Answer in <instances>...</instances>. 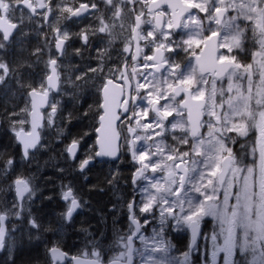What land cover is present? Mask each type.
Segmentation results:
<instances>
[{
  "label": "snow or ice",
  "instance_id": "obj_1",
  "mask_svg": "<svg viewBox=\"0 0 264 264\" xmlns=\"http://www.w3.org/2000/svg\"><path fill=\"white\" fill-rule=\"evenodd\" d=\"M70 19L95 23L78 32L59 26ZM33 36L42 38L35 46ZM119 37L123 47L113 51ZM92 38L103 47L94 48ZM73 56L84 63L74 65ZM141 60L154 71L139 72ZM88 86L102 94L96 112L93 104L79 107ZM64 96L69 99L61 103ZM46 107L50 111H42ZM97 117L95 150L85 144L89 133L73 135L72 127ZM0 122L19 145L18 152L15 145L12 152L0 151V192L14 193L11 201L0 197V251L9 253L10 264L17 221L29 240L54 234L44 245L46 264H191L205 217L215 221L212 264L220 252L223 264H264V0H0ZM28 123L30 131L23 128ZM43 127L54 129L58 142L69 141L61 150L66 166L54 165L64 202L55 224L33 214L41 189L36 173L24 172L33 164L42 170L38 155L48 147L41 143ZM125 160L133 196L124 205L128 232L117 240L124 250L106 260L101 243L82 224L78 230L91 237V248L65 252L66 227L87 202L64 178L79 173L87 180L95 164L107 162L116 166L109 183L118 182ZM110 211L115 217L121 206ZM186 229L191 245L181 260L168 237ZM237 249L242 260L234 259Z\"/></svg>",
  "mask_w": 264,
  "mask_h": 264
},
{
  "label": "flooded vegetation",
  "instance_id": "obj_2",
  "mask_svg": "<svg viewBox=\"0 0 264 264\" xmlns=\"http://www.w3.org/2000/svg\"><path fill=\"white\" fill-rule=\"evenodd\" d=\"M58 0H52V3L55 5ZM73 0H68V3L71 4ZM38 11H41L38 9ZM57 15V10L54 8L51 16L49 18V23L53 22V18ZM203 15V14H201ZM38 18V17H37ZM75 19V18H72ZM95 23L93 20H85L80 24H73L72 20L61 21L60 27L63 29L65 27L68 28L70 32H78L81 28H84L87 24ZM249 23L250 22H245ZM35 27L34 25H31ZM144 28H147V25H143ZM45 31L48 32L50 38H54L56 33L51 29L46 27ZM129 33L125 32L124 36H128ZM32 46H35L37 39H42L33 36L32 38ZM80 41L75 42V46L80 45ZM91 43L94 48L103 47V45L99 44L97 38H92ZM124 38L119 37L112 45V50H118L123 47ZM143 45V41L140 42ZM53 50H54V39H53ZM133 51H134V42H133ZM147 51V50H146ZM221 51H224L221 49ZM95 55V52L92 53ZM27 55V54H25ZM127 55V54H126ZM168 55H172L169 53ZM47 60V56L44 57ZM115 60L110 63H114ZM249 62L251 59L249 57ZM59 63V61H58ZM72 63L76 66H80L84 63L81 61L78 56H73ZM95 64V61L92 62ZM141 67L138 69L139 72H149L154 71L153 69H145L142 67L143 61H139ZM40 68H43V64L40 65ZM131 70V66H129L128 71ZM60 71L62 73L65 72V69L61 67ZM89 75H92L89 73ZM142 81V77H138ZM64 77L62 75L61 80L63 81ZM257 79L254 77V80ZM38 82V81H37ZM118 83H123V81H117ZM135 81H133V84ZM226 83V82H225ZM63 86V85H62ZM55 92L50 93V96H56ZM59 99L60 97L57 96ZM122 98V97H121ZM69 97L64 96L61 103H65L68 101ZM102 100V94L98 93L94 87L88 86L86 90L83 92V99L81 100V106L88 107V104H93V112H96L98 109L95 107L98 101ZM80 107V106H79ZM71 105H66V109H70ZM42 111L48 112L50 109L47 107ZM102 113V109H99ZM121 110L117 109L119 113ZM151 116V113H150ZM172 119V118H169ZM30 120V117H29ZM46 124V122H42ZM117 130H121L119 128L120 121H116ZM17 127H21L17 125ZM23 128L26 131H30V123L23 125ZM99 128V120L98 117L96 119H88L79 122H74V127H72V131L77 134L83 135L86 129L90 130L88 136L85 137L86 146H94L95 150L99 149V145L96 144V140L99 138L100 133L96 131ZM41 135V143L48 144V147L42 149L38 155L39 164L42 165V170L37 172V166L33 164L31 167L25 168V175L29 173H36L35 184L41 189V191L37 194L34 202H33V214L41 220L42 223L55 224L58 219V213L63 211L64 202L60 199L59 196V188L57 185L60 181L57 179L58 174L55 170V166H66L64 156H58L56 161H53V157L50 155L51 146L56 141L53 137H56V132L54 129H48L47 127H43L38 130ZM252 139H255L251 136ZM159 139V138H157ZM68 140H65L64 144L68 143ZM60 143V142H58ZM63 144V146H64ZM10 145H15L14 141V133L9 131L8 126L2 122H0V151L8 148L9 152L13 151ZM182 148L184 146H181ZM238 149V145L233 146V150L236 151ZM15 150L18 152L19 145H15ZM18 158V157H17ZM99 159V158H98ZM47 161V164L45 162ZM120 171L117 173V181L114 183H109V180L112 178L111 173L116 171V166H110L109 163H97L94 167L91 168V171L87 173V180H85L79 173H75L72 176H67L64 178V183H67L69 180L72 181V186L74 192L79 195L81 201H86L85 207L83 210H78V212L74 215V225H69L66 227L65 233L63 235V243L62 248L65 252H68L70 255H76L77 252L84 248H91L90 244H87V241L91 239V237L87 236L82 231L78 229L83 224L89 228V232H91L102 245L104 258L110 259L112 256L117 255L119 252L123 251V244L117 243L119 235H126L128 232V221H127V209L124 207L127 201L131 200L133 196L132 192V184H131V176L132 173L130 171V165L127 160L124 163H121L119 166ZM87 171V170H86ZM53 176V177H52ZM51 177V179H48ZM53 182V183H52ZM93 185V186H92ZM53 190V191H52ZM101 192V193H100ZM51 195L53 199L48 200L44 199ZM222 198V192H221ZM14 193L12 192H0V197H6L7 200L11 201ZM117 196H122L121 200L117 201ZM56 197V198H55ZM139 199V197H137ZM54 201V202H53ZM114 205H120L121 211L116 213L114 217L110 209L113 208ZM46 206V207H45ZM98 206V207H97ZM100 206V207H99ZM50 213V214H49ZM138 218L143 219V214L138 213ZM116 220L117 223L113 225V220ZM8 227L11 228L13 221H8ZM212 220L210 217H205L201 223L200 235L197 237L196 244L194 249L189 256L191 264H204V261L207 260L208 264H212V252H213V242L211 240V235L213 234ZM151 225L148 226L147 232L151 235ZM218 231V228H216ZM17 234V235H16ZM17 239V245L11 252L12 258L16 256L17 253L21 252L23 249L19 250L22 245H29L33 249L39 250L38 256V264H46L48 260V256L45 252V242L51 243V241L55 238L53 233H43L41 240H36L33 238L29 240L26 235H22L19 230L14 234ZM207 236L208 239L205 240L203 237ZM171 243L175 246L173 249V253L176 257L183 260L182 253L189 251L191 245V231L186 229L182 232H171L168 237ZM222 238L218 239L217 243L222 244ZM135 247H139L140 244L137 241L134 245ZM3 257H9V253L7 251H2L0 253V264H2ZM138 259V258H135ZM224 253L220 252L216 258V264H223ZM234 259L242 260L243 256L241 255L239 249L236 250V254ZM135 264V260H134Z\"/></svg>",
  "mask_w": 264,
  "mask_h": 264
},
{
  "label": "trees",
  "instance_id": "obj_3",
  "mask_svg": "<svg viewBox=\"0 0 264 264\" xmlns=\"http://www.w3.org/2000/svg\"><path fill=\"white\" fill-rule=\"evenodd\" d=\"M80 108H86V106H81L79 105ZM85 132L90 133L89 129H86ZM73 135H76L75 132L72 131ZM55 139V137H53ZM63 142L58 143L56 140L52 146H51V151L50 155L53 157V161H56V158L58 156H61V150L63 149ZM21 252L17 253L15 257L12 258L11 264H38V256H39V250L38 249H33L29 245L25 244L22 245L19 250L23 249ZM2 264H10L9 259L7 257H3Z\"/></svg>",
  "mask_w": 264,
  "mask_h": 264
},
{
  "label": "rangeland",
  "instance_id": "obj_4",
  "mask_svg": "<svg viewBox=\"0 0 264 264\" xmlns=\"http://www.w3.org/2000/svg\"><path fill=\"white\" fill-rule=\"evenodd\" d=\"M234 135V134H233ZM254 135H255V137H256V133L255 132H252V133H250V136H253L254 137ZM248 160H251V157H248L247 158ZM121 198H122V196H117V201H119V200H121ZM211 218V217H210ZM211 220H212V222H213V224H212V227H213V229H214V226H215V221L211 218ZM17 225H18V229H17V232L20 230V226H19V222L17 221V222H15ZM17 232H15V233H17ZM15 233H12V235H14ZM17 235V234H16ZM17 245V244H16ZM250 258V257H249Z\"/></svg>",
  "mask_w": 264,
  "mask_h": 264
},
{
  "label": "bare ground",
  "instance_id": "obj_5",
  "mask_svg": "<svg viewBox=\"0 0 264 264\" xmlns=\"http://www.w3.org/2000/svg\"><path fill=\"white\" fill-rule=\"evenodd\" d=\"M53 177V176H52ZM53 183V182H52ZM93 186V185H92ZM53 191V190H52ZM101 193V192H100ZM56 198V197H55ZM54 202V201H53ZM46 207V206H45ZM98 207V206H97ZM100 207V206H99ZM50 214V213H49Z\"/></svg>",
  "mask_w": 264,
  "mask_h": 264
},
{
  "label": "water",
  "instance_id": "obj_6",
  "mask_svg": "<svg viewBox=\"0 0 264 264\" xmlns=\"http://www.w3.org/2000/svg\"><path fill=\"white\" fill-rule=\"evenodd\" d=\"M31 119V118H30ZM30 127H31V125H30ZM2 251H0V253H1Z\"/></svg>",
  "mask_w": 264,
  "mask_h": 264
}]
</instances>
